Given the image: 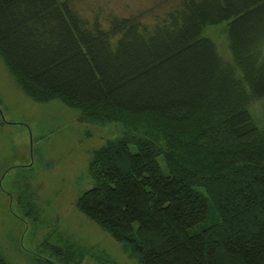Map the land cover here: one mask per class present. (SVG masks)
<instances>
[{
  "label": "trees",
  "instance_id": "16d2710c",
  "mask_svg": "<svg viewBox=\"0 0 264 264\" xmlns=\"http://www.w3.org/2000/svg\"><path fill=\"white\" fill-rule=\"evenodd\" d=\"M222 23L228 62L203 35ZM0 58L32 101L118 125L75 207L137 264H264V126L251 115L264 0H179L152 25L107 28L68 0H0ZM73 248L49 247L58 260L42 264L80 263Z\"/></svg>",
  "mask_w": 264,
  "mask_h": 264
},
{
  "label": "rangeland",
  "instance_id": "374dc122",
  "mask_svg": "<svg viewBox=\"0 0 264 264\" xmlns=\"http://www.w3.org/2000/svg\"><path fill=\"white\" fill-rule=\"evenodd\" d=\"M178 1L68 0V5L89 25L97 20L107 28L114 16L152 25ZM226 26L207 27L203 35L228 62ZM0 112V255L4 261H55L49 247L71 245L84 253L78 264H137L75 207L77 198L92 186L88 165L93 151L117 136L118 125L80 121L78 110L57 99L32 101L1 58ZM251 115L257 126H264V100L251 106Z\"/></svg>",
  "mask_w": 264,
  "mask_h": 264
},
{
  "label": "water",
  "instance_id": "95a60500",
  "mask_svg": "<svg viewBox=\"0 0 264 264\" xmlns=\"http://www.w3.org/2000/svg\"><path fill=\"white\" fill-rule=\"evenodd\" d=\"M0 114H1V112H0ZM30 149H31V144H30Z\"/></svg>",
  "mask_w": 264,
  "mask_h": 264
}]
</instances>
